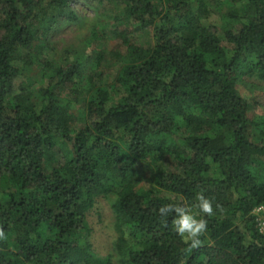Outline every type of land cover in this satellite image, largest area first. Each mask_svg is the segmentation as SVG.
I'll list each match as a JSON object with an SVG mask.
<instances>
[{
    "label": "trees",
    "instance_id": "1",
    "mask_svg": "<svg viewBox=\"0 0 264 264\" xmlns=\"http://www.w3.org/2000/svg\"><path fill=\"white\" fill-rule=\"evenodd\" d=\"M71 1L0 0V264H113L92 250L87 221L110 194L126 264H264L253 211L264 204V117L236 85L264 73V0H237L243 13L220 32L203 22L207 0H99L127 22L113 82L98 80L95 50L47 56L29 76L53 48V25L78 18ZM131 25L150 41L135 42ZM146 163L171 195L139 189ZM200 192L214 215L194 207ZM177 203L207 221L194 249L174 231L176 214L159 212Z\"/></svg>",
    "mask_w": 264,
    "mask_h": 264
},
{
    "label": "rangeland",
    "instance_id": "2",
    "mask_svg": "<svg viewBox=\"0 0 264 264\" xmlns=\"http://www.w3.org/2000/svg\"><path fill=\"white\" fill-rule=\"evenodd\" d=\"M207 1L210 10L203 18V22L210 26L212 30L222 31L234 20L235 13L237 15L243 13V8L237 0ZM70 7L76 11L78 18H60V21L53 25L49 33L53 48L48 53H41L38 58L35 57V62L26 69L27 74L39 79L42 74V63L46 62L47 56L54 58L56 61L62 60L66 56L72 60L76 57H86L95 50L96 53L102 52L104 54V58L97 68L98 72L101 73V78H98V80H101L102 83L113 82L115 73L123 62V58L118 57L117 53L126 48L118 32L123 28H127V22L114 16L115 13L122 11V7L115 6L108 1L99 2V0H72ZM235 9L237 11L233 12ZM130 31L137 43H148L152 38L151 33L136 29L133 25H131ZM96 62V57H94L86 63L84 71L87 77L93 75V70L97 67ZM88 80L86 79L82 83H86L87 87H92L93 83ZM236 85L242 95L255 99L250 114L256 118L264 117V73L244 74ZM69 89H71L70 86L66 91ZM88 94L89 92L85 89L81 92L80 97L84 98ZM75 110L77 111V109ZM140 175L139 189L142 191L153 195L172 194L153 182L154 171L148 163L143 165ZM114 196L113 194L98 196L94 206L88 210V238L92 250L98 256L111 255L113 264H126L121 260V255L115 248L119 231L115 226L116 218L112 205Z\"/></svg>",
    "mask_w": 264,
    "mask_h": 264
},
{
    "label": "clouds",
    "instance_id": "3",
    "mask_svg": "<svg viewBox=\"0 0 264 264\" xmlns=\"http://www.w3.org/2000/svg\"><path fill=\"white\" fill-rule=\"evenodd\" d=\"M197 203L194 205L199 210V213H203L207 216L214 215V209L212 201L205 197L202 192L197 193ZM217 208L222 207L217 205ZM161 216H167L169 213L174 212L176 218L173 220L174 231L184 240L185 243H189V248L194 249L200 246L201 241L199 237L203 235L207 230V221L204 219H197L196 215L192 214L191 208L182 204H168L162 206L159 209ZM197 213V214H199ZM7 239L5 232L0 228V240Z\"/></svg>",
    "mask_w": 264,
    "mask_h": 264
},
{
    "label": "built area",
    "instance_id": "4",
    "mask_svg": "<svg viewBox=\"0 0 264 264\" xmlns=\"http://www.w3.org/2000/svg\"><path fill=\"white\" fill-rule=\"evenodd\" d=\"M253 211L256 214L259 229L264 233V204L257 205Z\"/></svg>",
    "mask_w": 264,
    "mask_h": 264
}]
</instances>
